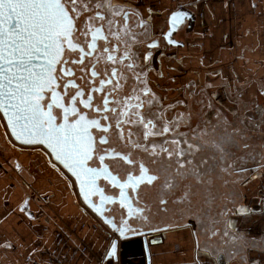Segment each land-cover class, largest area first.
I'll list each match as a JSON object with an SVG mask.
<instances>
[{
	"label": "flooded vegetation",
	"instance_id": "1",
	"mask_svg": "<svg viewBox=\"0 0 264 264\" xmlns=\"http://www.w3.org/2000/svg\"><path fill=\"white\" fill-rule=\"evenodd\" d=\"M65 7L74 27L62 39L63 54L42 105L46 126L82 133V147L70 140L66 146L86 160L84 194L112 225L122 226L124 236L157 231L153 238L164 237L188 216L216 209L228 157L219 149L224 136L219 129L203 132L201 122L191 125L188 101L173 98L174 73L186 58L177 57L173 39L189 42L191 33L173 35L157 12L129 0H83ZM150 177L155 179L149 182ZM211 181L218 187L206 195ZM132 239L142 242L140 235Z\"/></svg>",
	"mask_w": 264,
	"mask_h": 264
},
{
	"label": "crops",
	"instance_id": "2",
	"mask_svg": "<svg viewBox=\"0 0 264 264\" xmlns=\"http://www.w3.org/2000/svg\"><path fill=\"white\" fill-rule=\"evenodd\" d=\"M129 1L165 16L181 7L194 12L197 26L188 37L201 46L175 51L191 68L188 85L194 87L200 74L222 88L226 106L235 109L248 98L255 120H264V0ZM255 133L245 145L221 141L225 153H237V179L230 181L231 165L225 163L218 207L166 231L162 243L150 245L152 264H264V159L255 157L243 169L236 162L238 146L263 152L264 134ZM212 182L206 195L214 191ZM110 232L83 207L73 180L43 150L18 146L0 121V264H147L139 239L121 241L118 258L109 257Z\"/></svg>",
	"mask_w": 264,
	"mask_h": 264
},
{
	"label": "water",
	"instance_id": "3",
	"mask_svg": "<svg viewBox=\"0 0 264 264\" xmlns=\"http://www.w3.org/2000/svg\"><path fill=\"white\" fill-rule=\"evenodd\" d=\"M66 11L68 12L67 9ZM157 15L161 21H168L171 27L170 33H173V35L181 30L192 34L197 26L198 19L196 14L184 7L170 12L167 16L164 15L163 11L158 10ZM2 27L7 31V25H3ZM13 41L14 37L8 38L4 51L5 59L3 61L4 68L11 69V72H5L3 74V79L0 80V83L4 85L3 88H0V115L9 136L21 147H41L45 149L47 158L50 162L56 164L72 178L77 192L87 209L116 235V237L112 239L109 257L113 256L117 259L120 247L119 243L123 240L140 235L142 237V245L146 254L147 264H152L150 245L162 243L164 237L156 236L153 238V235H155L157 231H145L140 234L124 236L122 226L118 227L112 225L104 214L98 212L96 207L84 194L82 188L83 183L81 177L88 169L84 156L68 151L66 141L62 134L50 132V122L48 126L45 125L42 105L43 93L46 89L51 87L55 79V70L63 54V41H60L62 52L56 58V62L51 65V83L46 85L39 93L38 106L31 103L32 94L35 90L30 85L33 79L39 77L42 73H48V64L51 60V56L41 55L39 60H34L31 57L32 45H28V54L24 57H20L14 54V49L12 48ZM173 46L183 49L186 52L192 51L193 48L200 47L201 44L192 43L191 40L189 42H182L173 39ZM29 60H31L30 65ZM9 61H11V63H9ZM52 127L58 129L55 126Z\"/></svg>",
	"mask_w": 264,
	"mask_h": 264
},
{
	"label": "snow or ice",
	"instance_id": "4",
	"mask_svg": "<svg viewBox=\"0 0 264 264\" xmlns=\"http://www.w3.org/2000/svg\"><path fill=\"white\" fill-rule=\"evenodd\" d=\"M78 2L82 3L83 0H0V80L3 79L5 72H11V69L3 66L5 45L9 37H14L12 48L14 54L20 57L28 54V45H32L31 57L34 60H39L41 55L51 56L48 73H42L33 79L30 85L35 90L31 103L37 106L39 93L51 83V65L62 52L60 41L62 39L67 41L74 27L73 18L66 11L65 3L76 5ZM3 25H7V31L2 27ZM69 46L71 47V44ZM30 64L31 60H29ZM3 87L4 85L0 83V88ZM49 121H51L50 116ZM49 131L62 133L65 141L70 140L77 147H82V133L71 129V126L69 129L61 130L49 124ZM153 179L155 177H150L149 182Z\"/></svg>",
	"mask_w": 264,
	"mask_h": 264
},
{
	"label": "rangeland",
	"instance_id": "5",
	"mask_svg": "<svg viewBox=\"0 0 264 264\" xmlns=\"http://www.w3.org/2000/svg\"><path fill=\"white\" fill-rule=\"evenodd\" d=\"M188 64L186 61L183 60L181 62V66H178V72L176 74L174 73V76L178 74L179 76H176L177 77L176 83L173 84V87L176 88L178 87V90L176 91L173 90V98L177 97V99L180 98L188 101V106H189L188 112L190 113V119L192 120L191 125L196 124V122H201L202 123L201 129H205L203 132L207 131L209 135H212V133L215 132L216 129L217 130L219 129V132L222 136L224 133H228L232 131L231 133L233 134V136L231 138H227L229 136L228 135L227 137L225 136V139L222 140V141L224 140L229 141L231 145H237L238 142L242 143V145L248 144L251 140V137L253 140L255 139L256 130H258V134L260 135L264 134V120L260 118L255 120V117H253L254 115H252L253 113L251 111V103L249 102L248 98H245L242 104L239 103L240 101L238 102V104H235L237 105L235 109H233L234 106H231L232 107L231 109L225 105L222 92H220L219 94V100H217V98L214 95L217 93L218 90H222V88H219L218 85L213 86V84H208L207 82L202 80V77L198 78L200 74L198 75L195 74L197 79L194 80V84H195L194 87L189 86L188 84H192L193 77L192 75H190V73H188L189 71H191V68ZM202 84L204 86V90L197 91ZM226 94H227L226 96L230 98L229 99L230 101L235 102L233 100L234 98L233 91L227 90ZM249 95L250 94L247 92L245 96L248 97ZM187 110L188 109H186V112ZM199 119H201L202 121H200ZM0 121L3 124L4 130L7 132V129L4 125V121L1 115H0ZM195 139L201 141L203 138L195 137ZM219 146H220L219 147L220 150L224 149V147L222 146V142L220 143ZM24 148L43 150L41 147H24ZM237 148L239 150L238 153L239 155L236 158L237 160L236 162H238L239 166L238 164L236 165L238 167H241L242 169L244 167H248L251 164H253V162L255 161V157H259V158L263 157L264 159V155H263L264 150H262L263 152H260L257 150L256 147L251 148L252 151H250V147H246L245 150L243 147L240 148L238 146ZM225 150L226 149H224L222 153H223V157L228 156L226 158L227 160L226 165L230 164L232 167L234 165L235 156L234 157L232 155L230 156V154H233L231 153L232 149H230L227 153H225ZM196 154H194V156H196ZM210 155L211 152H209V156ZM211 159L213 158L211 157ZM209 165L212 164L209 163ZM230 172L232 173L234 172L233 168H231ZM65 174L67 173L65 172ZM218 175H219L218 172H216L214 176L218 177ZM215 183L213 186L214 189L213 192H215L218 187V185ZM226 188L228 189L227 190L228 193L232 192V186L230 184L227 185ZM187 219H191L190 216H188Z\"/></svg>",
	"mask_w": 264,
	"mask_h": 264
},
{
	"label": "built area",
	"instance_id": "6",
	"mask_svg": "<svg viewBox=\"0 0 264 264\" xmlns=\"http://www.w3.org/2000/svg\"><path fill=\"white\" fill-rule=\"evenodd\" d=\"M110 233H111V238H112V239L116 237V235H115L113 232H110ZM119 251H120V250H119Z\"/></svg>",
	"mask_w": 264,
	"mask_h": 264
}]
</instances>
